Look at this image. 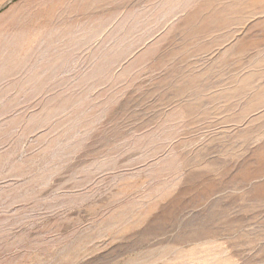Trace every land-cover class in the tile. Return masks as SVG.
I'll return each instance as SVG.
<instances>
[{"label": "rangeland", "instance_id": "rangeland-1", "mask_svg": "<svg viewBox=\"0 0 264 264\" xmlns=\"http://www.w3.org/2000/svg\"><path fill=\"white\" fill-rule=\"evenodd\" d=\"M0 264H264V0H0Z\"/></svg>", "mask_w": 264, "mask_h": 264}]
</instances>
